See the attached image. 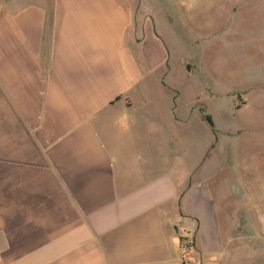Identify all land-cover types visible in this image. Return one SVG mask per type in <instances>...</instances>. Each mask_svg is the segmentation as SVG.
<instances>
[{"label":"crops","instance_id":"1","mask_svg":"<svg viewBox=\"0 0 264 264\" xmlns=\"http://www.w3.org/2000/svg\"><path fill=\"white\" fill-rule=\"evenodd\" d=\"M145 5L0 0V264H264V179L188 165L190 26Z\"/></svg>","mask_w":264,"mask_h":264},{"label":"rangeland","instance_id":"2","mask_svg":"<svg viewBox=\"0 0 264 264\" xmlns=\"http://www.w3.org/2000/svg\"><path fill=\"white\" fill-rule=\"evenodd\" d=\"M145 1L147 14L162 9L170 17L173 8L177 19L190 26L185 27L191 35L183 33L184 41L178 45L179 59L191 65L187 81L190 95L182 100L189 113L191 107L194 109L188 129L193 146L185 153L188 165L199 168L205 161H216L217 155L213 150L207 153L205 145L208 140H220L227 146L226 157L232 151L236 171L242 177L249 178L255 167L264 179V0ZM206 116L212 118L213 126ZM229 170L228 166L225 174ZM213 176L209 183L216 191L217 167ZM196 177L193 184L199 181ZM241 184L239 191L250 186ZM251 186L252 193L255 187ZM182 236L190 246L191 240H185L186 234ZM189 264H198V260L191 258Z\"/></svg>","mask_w":264,"mask_h":264},{"label":"trees","instance_id":"3","mask_svg":"<svg viewBox=\"0 0 264 264\" xmlns=\"http://www.w3.org/2000/svg\"><path fill=\"white\" fill-rule=\"evenodd\" d=\"M206 120L209 124H211V126H213L212 118L210 116H206Z\"/></svg>","mask_w":264,"mask_h":264}]
</instances>
